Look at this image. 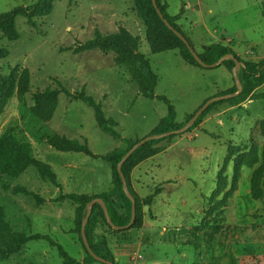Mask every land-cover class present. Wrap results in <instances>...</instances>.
<instances>
[{
  "label": "rangeland",
  "instance_id": "obj_1",
  "mask_svg": "<svg viewBox=\"0 0 264 264\" xmlns=\"http://www.w3.org/2000/svg\"><path fill=\"white\" fill-rule=\"evenodd\" d=\"M38 1L0 0V13ZM167 1L171 16L188 6L177 24L199 53L206 46L223 44L243 62L257 64L264 59V0ZM35 22L32 27L27 19H16L20 34L16 42L0 31V76L18 68L28 70L31 78L25 107L14 97L0 116V137L17 128L32 145L35 159L52 167L66 194L110 193L111 167L84 154L60 153L47 145L45 136L86 141L95 155L104 157L126 149L125 139L138 141L152 134L169 114L168 105L158 98H167L175 109V123L185 125L206 101L236 87L224 66L193 69L178 51L153 54L134 0H58L49 16ZM121 29L140 39L139 51L159 78L155 100L139 94L131 71L117 63L115 54L85 50L97 35H114ZM243 68L241 64L239 75ZM80 93L102 105L122 140L105 134L94 111L72 98ZM242 94L238 102L212 111L197 129L159 145L163 152L142 168L143 195L163 188L152 207L158 220L151 223L152 245L144 244L138 252L143 259L122 258L120 264H264V198H251L249 169L242 170L238 191L216 221L219 231L214 240L204 238L198 252L186 246L194 226L205 220L207 199L216 187L228 146L254 143L264 150V85L246 97ZM21 190L39 196L40 202ZM60 195L34 167L19 178L0 173V209L14 233L50 239L31 241L0 264H63L51 242L82 262L84 251L72 233L76 206L70 201L57 203Z\"/></svg>",
  "mask_w": 264,
  "mask_h": 264
},
{
  "label": "trees",
  "instance_id": "obj_2",
  "mask_svg": "<svg viewBox=\"0 0 264 264\" xmlns=\"http://www.w3.org/2000/svg\"><path fill=\"white\" fill-rule=\"evenodd\" d=\"M55 1L58 0H39L36 5L31 7L17 8L5 14L0 13V31L10 42L18 41L20 39V34L16 30V19L18 17L25 18L32 27H35V20L37 18L49 16L51 14ZM134 2L138 16L146 28L147 41L153 54L178 51L183 61L189 67L208 70L203 68L196 61L184 42L166 27L157 14L152 0H134ZM157 3L165 19L187 38L177 24L185 15L184 9L181 10L179 15L171 16L168 13L169 7L167 4H163L161 0H157ZM261 11L262 17L264 18V3L262 4ZM187 40L198 53L201 60L208 66L218 63L222 58L228 55H233L244 65L239 75L243 87L242 97L248 96L255 89L264 85V59L257 64L243 62L232 48L223 44L206 46L202 49V52L199 53L191 40L188 38ZM139 47L140 39L131 35L127 30L121 29L118 34L108 36L97 35L94 40L86 45L85 50L97 49L103 53L115 54L117 63L125 65L131 71L133 79L138 85L139 94L147 100H155L157 99L156 88L159 83V78L153 72L150 61L140 53ZM221 66H224L232 74L235 62L226 61L214 69ZM30 81L29 71H20L18 68H15L8 76H0V116L14 97H17L19 102L25 107L26 97L30 90ZM235 92H237L236 87L229 91L218 93L215 97L230 95ZM72 98L75 101L84 103L88 108L94 111L96 122L105 134L115 140H122V136L115 130L116 123L112 119L107 118L101 104L96 103L92 97L83 93L75 94ZM158 99H161L168 105L169 114L165 119L161 120L158 127L150 136L162 135L186 126V124L179 125L175 123V109L167 98L161 97ZM239 99L240 98H235L212 104L198 119L195 125L185 134L197 129L212 111L223 105L236 103ZM193 116L188 118V122ZM174 137L176 136L147 143L138 149L122 167V173L127 180L129 192L136 201V220L131 229L118 232L114 231L108 224L102 207L98 204L94 206L86 227V236L93 252L98 257L117 264L110 249V241L126 244L131 242V232H140L143 230L145 225V208H151L153 206L155 199L160 196L163 188L157 187L151 195L141 197L132 186V173L143 162L160 155L163 149H161L159 145ZM44 140L48 146L60 153L84 154L92 159H101L108 163L112 173L111 183L117 197L120 199H118L119 203L123 205V211L119 209L115 201H113L112 196L108 194L89 196L64 193L58 176L53 171L52 167L35 159L32 145L25 137L18 133L17 128L8 129L0 137V173L11 178H19L29 168H36L42 180L49 182L52 186L61 191V195L57 199V202L70 201L76 206L72 233L77 236L78 242L84 250L85 259L83 262H78L76 259L70 257L59 244L51 242L53 246L58 248L63 264H101L89 255L82 240V224L88 212V205L96 199H103L114 225L118 227L129 225L132 218V203L123 192L118 165L127 152L141 140L131 141L125 139L124 142L127 144L126 149H116L104 157L95 155L86 141L70 140L59 134L45 136ZM231 166L232 177L230 178L229 168ZM243 169L253 170L250 177L251 198L254 201H259L264 198V150L262 151L260 147L254 143L228 146L224 164L217 176L216 187L211 196L207 199L209 208L205 213V220L199 225L194 226L191 239L188 240L186 246H191L198 252L202 247L204 238L209 241L214 240L219 231L216 221L226 209L229 200L238 191ZM21 191L27 193V195L34 196L36 200L40 202L39 196L30 194L26 190ZM212 221H214L213 224ZM207 228H210L212 232L206 230ZM40 240L49 241L50 239L42 235L27 237L24 234L14 233L10 223L6 219L5 211L0 209V261L10 260L12 257L20 254L27 243Z\"/></svg>",
  "mask_w": 264,
  "mask_h": 264
},
{
  "label": "water",
  "instance_id": "obj_3",
  "mask_svg": "<svg viewBox=\"0 0 264 264\" xmlns=\"http://www.w3.org/2000/svg\"><path fill=\"white\" fill-rule=\"evenodd\" d=\"M153 6L157 12V14L159 15L160 19L164 22V24L166 25V27L173 32L180 40H182L184 42V44L187 46V48L189 49V51L191 52L192 56L196 59V61L203 67L206 69H214L217 66H219L220 64L226 62V61H233L235 62V67L232 70V75L235 81V85L237 88V92L230 94V95H225V96H220V97H214L210 100H208L195 114L194 116L189 120V122L186 124V126H184L183 128L179 129V130H175V131H171L162 135H157V136H149L148 138H145L143 140H141L140 142H138L137 144H135L128 152L127 154L123 157V159L121 160V162L118 165V171L122 180V185H123V192L125 193V195L127 196V198L130 200V202L132 203V218H131V222L129 223V225L125 226V227H118L115 226L107 205L105 203V201L103 199H96L94 201H92L89 205H88V212L86 215V218L83 221L82 224V240L84 243V246L86 248V250L88 251L89 255H91L97 262H100L101 264H114L112 262H109L103 258L98 257L92 250L89 241L87 239L86 236V227L87 224L89 222L90 216L92 214L93 208L95 205H100L105 213L106 219L108 224L111 226V228L114 231H125V230H129L132 228L135 220H136V201L134 199V197L131 195V193L129 192V188H128V183L127 180L124 176V174L122 173V167L125 164V162L141 147H143L144 145H146L147 143L151 142V141H155V140H161L164 138H169L172 136H177V135H183L186 132H188V130H190L195 123L198 121V119L203 115V113L214 103L220 102V101H225V100H230V99H234L239 97L242 92H243V87L241 84V80L238 74V70L241 66V63L239 62V60H237L233 55H228L224 58H222L218 63L212 65V66H208L206 65L201 58L199 57L198 53L192 48L191 44L189 43V41L187 40L186 37H184L180 32H178L164 17L163 13L161 12L157 0H152Z\"/></svg>",
  "mask_w": 264,
  "mask_h": 264
},
{
  "label": "crops",
  "instance_id": "obj_4",
  "mask_svg": "<svg viewBox=\"0 0 264 264\" xmlns=\"http://www.w3.org/2000/svg\"><path fill=\"white\" fill-rule=\"evenodd\" d=\"M162 1L164 2V4L168 5L167 0H162ZM186 8L188 9V6H186ZM154 158H152V159H154ZM152 159H149V160L143 162L142 164H140L132 173V186H133L134 190L136 191V193H138L141 197H146L142 193L143 182H144L143 176L141 175L142 174V168L145 165H147V163H149ZM102 194H108V195L112 196L113 201H115V203L117 204L119 209L121 211H123V207H122L123 205H122V203H119L118 197L116 195L114 188H113V190H110V193H103V192L96 191V192L90 194L89 196H97V195H102ZM64 202H66V201L57 202V203H64ZM153 206H154V204H153ZM152 207L151 208H145V225H144V228L140 232H131V242L126 243V244H119V243H116L115 241L109 240L110 241V243H109L110 249H111V251L115 257L117 264L121 263L120 260L122 258H130L132 261H135V259L138 257L143 259L142 256H138V252L140 251L141 247L144 244L145 245H152L151 244V232H152L153 226L151 223L158 220L157 215L153 214V212H152ZM134 233H138L139 236H135ZM84 259H85V253H84L82 262L84 261Z\"/></svg>",
  "mask_w": 264,
  "mask_h": 264
}]
</instances>
